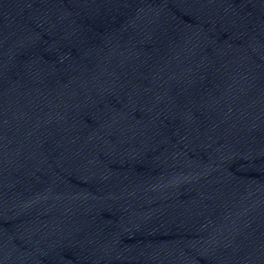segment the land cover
<instances>
[{
	"label": "water",
	"instance_id": "95a60500",
	"mask_svg": "<svg viewBox=\"0 0 264 264\" xmlns=\"http://www.w3.org/2000/svg\"><path fill=\"white\" fill-rule=\"evenodd\" d=\"M0 264H264V0H0Z\"/></svg>",
	"mask_w": 264,
	"mask_h": 264
}]
</instances>
